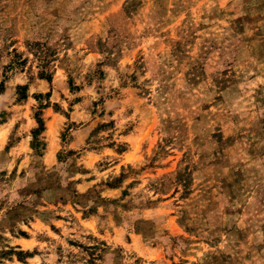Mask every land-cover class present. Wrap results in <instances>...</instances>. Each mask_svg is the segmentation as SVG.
Segmentation results:
<instances>
[{"label": "rangeland", "instance_id": "obj_1", "mask_svg": "<svg viewBox=\"0 0 264 264\" xmlns=\"http://www.w3.org/2000/svg\"><path fill=\"white\" fill-rule=\"evenodd\" d=\"M0 264H264V0H0Z\"/></svg>", "mask_w": 264, "mask_h": 264}, {"label": "trees", "instance_id": "obj_2", "mask_svg": "<svg viewBox=\"0 0 264 264\" xmlns=\"http://www.w3.org/2000/svg\"><path fill=\"white\" fill-rule=\"evenodd\" d=\"M40 75H41V78H46V79H48L49 80V78H50V76H49V74H47L46 72H44V71H42L41 73H40ZM39 123L41 122V120L38 118V120H37ZM74 190H71V197H74L75 195H74Z\"/></svg>", "mask_w": 264, "mask_h": 264}]
</instances>
